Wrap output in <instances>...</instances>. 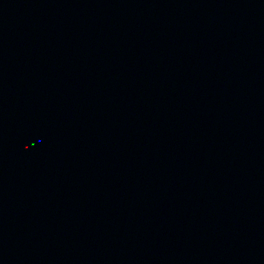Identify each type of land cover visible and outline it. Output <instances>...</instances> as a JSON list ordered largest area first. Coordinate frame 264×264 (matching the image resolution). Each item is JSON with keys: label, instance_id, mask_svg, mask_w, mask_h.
Instances as JSON below:
<instances>
[{"label": "water", "instance_id": "95a60500", "mask_svg": "<svg viewBox=\"0 0 264 264\" xmlns=\"http://www.w3.org/2000/svg\"><path fill=\"white\" fill-rule=\"evenodd\" d=\"M162 0H0V264H133Z\"/></svg>", "mask_w": 264, "mask_h": 264}]
</instances>
